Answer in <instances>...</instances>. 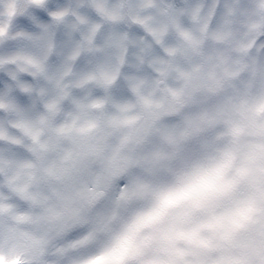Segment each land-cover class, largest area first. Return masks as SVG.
I'll return each instance as SVG.
<instances>
[{
	"label": "clouds",
	"instance_id": "1",
	"mask_svg": "<svg viewBox=\"0 0 264 264\" xmlns=\"http://www.w3.org/2000/svg\"><path fill=\"white\" fill-rule=\"evenodd\" d=\"M0 264H264V0H0Z\"/></svg>",
	"mask_w": 264,
	"mask_h": 264
}]
</instances>
